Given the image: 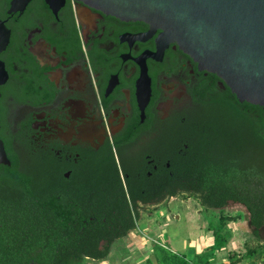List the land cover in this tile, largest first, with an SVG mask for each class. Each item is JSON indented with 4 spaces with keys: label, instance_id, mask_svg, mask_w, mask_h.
<instances>
[{
    "label": "flooded vegetation",
    "instance_id": "flooded-vegetation-1",
    "mask_svg": "<svg viewBox=\"0 0 264 264\" xmlns=\"http://www.w3.org/2000/svg\"><path fill=\"white\" fill-rule=\"evenodd\" d=\"M0 22L9 34L0 53L8 159L51 156L70 185L92 157L111 150L122 178L146 198L163 197L161 205L176 198L167 196L172 168L192 155L194 139L202 142L199 153L232 160L236 142L245 141L240 135L250 133L244 126L235 141L212 124L236 96L177 43L160 44L161 31L146 23L75 0H0ZM237 102L248 113L260 107ZM261 134L264 128L252 145L259 162Z\"/></svg>",
    "mask_w": 264,
    "mask_h": 264
},
{
    "label": "trees",
    "instance_id": "trees-1",
    "mask_svg": "<svg viewBox=\"0 0 264 264\" xmlns=\"http://www.w3.org/2000/svg\"><path fill=\"white\" fill-rule=\"evenodd\" d=\"M222 113L228 116L218 114L212 124H221L227 137L236 141L244 126L250 132L243 136L245 141L240 139V145L236 142L235 157L231 160L226 153L218 157L199 153L202 142L194 139L192 155L172 168L175 175L167 196L190 197L210 210L223 211L230 203L244 207L254 235L245 244L246 256L264 257V150L259 162L252 146L264 128V108L244 112L235 99ZM9 160L11 166H0V264H87L105 260L116 241L137 229L141 212L163 201V197L153 200L144 197L141 189L134 190L130 180L122 178L111 150L99 158L92 157L85 172H76L75 184L70 185L63 182L62 170L55 168L51 156L33 155L24 161L10 156ZM240 221L239 214L224 215L218 227L209 225L213 245L191 260L159 245L153 255L158 264H214L215 254L230 240L225 233L227 224ZM147 263L152 264L149 258Z\"/></svg>",
    "mask_w": 264,
    "mask_h": 264
},
{
    "label": "water",
    "instance_id": "water-1",
    "mask_svg": "<svg viewBox=\"0 0 264 264\" xmlns=\"http://www.w3.org/2000/svg\"><path fill=\"white\" fill-rule=\"evenodd\" d=\"M75 1L160 30V44L177 43L201 70L222 79L239 103L264 107V0ZM8 41L0 22V53ZM144 93L142 100L147 102L149 90ZM1 165L11 166V162L0 139ZM150 260L158 264L154 255Z\"/></svg>",
    "mask_w": 264,
    "mask_h": 264
},
{
    "label": "rangeland",
    "instance_id": "rangeland-1",
    "mask_svg": "<svg viewBox=\"0 0 264 264\" xmlns=\"http://www.w3.org/2000/svg\"><path fill=\"white\" fill-rule=\"evenodd\" d=\"M238 214L242 221L227 224L225 233L230 237L229 244L225 250L215 254L214 264H234V260H240V263L235 264H264V257L249 259L246 256L245 244L253 240L254 235L244 207L230 203L223 211L204 209L199 201L190 197L174 198L149 210H143L137 229L116 241L107 259L87 261V264H148V258L156 252L155 246L158 245L174 254L188 257L192 246L206 244L207 237L213 236L208 231L209 225H213L215 229L219 226L221 216L233 217ZM261 238L264 241V227ZM252 242L250 245L255 246ZM223 259L225 263L222 262Z\"/></svg>",
    "mask_w": 264,
    "mask_h": 264
},
{
    "label": "crops",
    "instance_id": "crops-1",
    "mask_svg": "<svg viewBox=\"0 0 264 264\" xmlns=\"http://www.w3.org/2000/svg\"><path fill=\"white\" fill-rule=\"evenodd\" d=\"M209 233H211V235H213L211 231H210ZM206 237H207V236H206ZM213 243H214L213 236L207 237V242H206V244L204 243V244L201 245V246L198 245L199 247H198V246H192V247H191V250H190V256H188L187 258L190 259V260L193 259L195 255H199V254H200L199 252H200L201 250H203V249H205V248H207V249L210 248V247L213 245ZM228 244H229V243H228ZM227 246H228V245H227ZM227 246H226V247H227ZM226 247H225V248H226ZM225 248H223V249L221 250V252H222L223 250H225ZM205 250H206V249H205ZM217 253L219 254V252H217ZM232 255H234V254L232 253ZM225 261H226V260H225ZM222 262L225 263V262H224V259H223Z\"/></svg>",
    "mask_w": 264,
    "mask_h": 264
}]
</instances>
